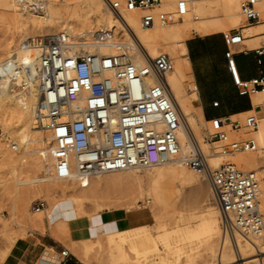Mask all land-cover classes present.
I'll return each instance as SVG.
<instances>
[{
	"label": "bare ground",
	"instance_id": "obj_1",
	"mask_svg": "<svg viewBox=\"0 0 264 264\" xmlns=\"http://www.w3.org/2000/svg\"><path fill=\"white\" fill-rule=\"evenodd\" d=\"M110 1L122 3V0ZM177 1L179 0H162L160 5L154 7L155 11L167 12L166 23L143 28L140 25L141 13L138 10L127 11L121 6L119 17L110 10L109 0H22L21 2L0 0V23L19 33L18 37L9 44H0V64L4 61L7 63L5 71L1 70L0 75V123L2 124L0 136L11 139L9 143H3L0 139V190L6 191L12 185L15 187L12 190L14 196L19 198L22 205H27L29 200L27 191L22 192L19 187L24 184H36L32 192L41 194L46 188L43 186L44 182H61L63 189L70 195L61 206L64 217L60 218L58 228L61 232L69 231L72 243L76 244L75 249L78 251L76 254L84 261L93 256L95 248L102 247L100 236L103 235L107 238L104 246L106 264H142L138 258L135 260L128 256L125 246L129 239L125 231L140 230L154 221L162 232L158 241L169 249L173 248L186 254L184 258L174 260L165 255L162 257L163 264H233L237 260H241L244 264H263L262 239L246 237L240 233H235L234 237L223 234L219 210L216 204L210 201L213 197L207 181L209 194L201 204V210L196 212L194 208L185 212L176 209L169 211V206L158 189V177L162 174L163 166H169L167 173L178 184L184 186L199 182L201 174L191 167L187 170L185 165L179 163V158L182 156H192L201 151L205 154L209 165L216 166L226 156L237 153L238 157L234 158L233 162L235 160L237 164L246 165V172H256L257 182H261L257 183L258 195L264 202V174L257 167L258 155L264 153V90L256 91L250 88L253 104L263 108L262 115L260 112L261 116L258 117L257 129L250 134L234 135L235 142L231 141V144L228 141L233 135L226 137L223 143L217 140L214 142L218 143L216 150L210 152L203 137V124L216 123L224 119L205 121L200 107L194 104L197 95L185 45L186 37L192 29L203 34H213L238 26L242 21L239 12L240 0H183L187 7V12L183 15L176 13ZM218 6L222 8L223 16L231 20L229 25L223 23L219 16L212 15L213 9ZM257 7L259 12L264 14V0H258ZM100 29L110 31V36L105 42L94 38L95 32ZM61 32L79 38V43L73 50L99 52L102 55L122 54L140 62L144 61L145 56L152 59L167 56L170 59L171 67L162 75L180 112L182 124L178 130L180 147L167 161L148 166H133L126 170L95 173L83 178H78L75 172L65 180L55 177L54 160L49 153L53 130L47 127L46 107L38 87L40 76L38 68L42 38ZM241 34L242 44L247 43L248 48L264 43V20L258 24L242 27ZM104 76L110 78L112 74L107 71ZM185 82L188 83L187 90L184 86ZM70 106L81 108L83 101L78 99ZM254 112L250 110L236 116H245ZM241 138L244 140L251 138L254 149L240 151L237 147L230 151L227 142L237 146L243 141H240ZM8 147L14 148V152L9 151ZM139 169L147 172L145 180L138 177ZM27 172L34 173V176L29 177ZM36 172L42 174L35 176ZM125 172L128 173L126 177L135 183L129 192L130 195L132 197L138 195L132 198L133 202L125 208L106 210V217L110 220L119 218L122 223L120 227L111 228L112 230L87 227V223H97L100 217L102 218L101 214L105 213L103 211L90 213L86 209L87 204L94 205L93 212H95L105 200L110 198L91 189L92 176L98 178L101 174L120 175ZM10 179L15 180L16 184ZM101 181L99 180L100 183ZM142 181L147 183L145 192L147 205H139L136 201L137 197L142 196L143 190L139 189ZM54 204L55 199L50 197L48 208H43L41 211H48L51 217H54L52 213ZM125 213L132 216L131 226L123 219ZM187 213L195 214L185 217ZM39 225H42V221ZM88 231L93 234H89ZM218 232H220L219 240L215 238ZM184 245L191 249L182 251ZM129 249L136 251L134 247ZM155 249L158 250V247ZM99 264L104 263L100 261Z\"/></svg>",
	"mask_w": 264,
	"mask_h": 264
},
{
	"label": "built area",
	"instance_id": "obj_2",
	"mask_svg": "<svg viewBox=\"0 0 264 264\" xmlns=\"http://www.w3.org/2000/svg\"><path fill=\"white\" fill-rule=\"evenodd\" d=\"M257 2H240V12L247 25L261 22ZM161 3L162 0H122V3L109 0L108 5L119 17L121 6L127 11L138 10L140 25L150 28L168 20L166 12L154 10ZM175 10L178 15L185 14V2L177 1ZM109 36L110 31L105 29L94 34L101 42ZM222 37L227 48L224 54L227 68L238 94L248 95L250 88L264 90L263 78L238 80L234 48L243 45L240 28L222 33ZM78 43L79 38L61 32L44 36L40 47L38 87L46 107L47 127L53 130L49 153L54 160L55 177L65 180L75 172L78 178H83L167 161L180 147L178 130L182 124L162 75L171 67L170 59L145 56L140 62L122 54L73 50ZM256 52L263 54L264 48ZM6 65L5 61L0 64V75ZM107 71L112 74L110 78L104 76ZM78 99L83 101V106L71 107ZM216 105L214 102L213 106ZM224 120L232 130L241 126L230 117ZM243 126L247 130L257 129V116L246 115ZM226 137L224 132H217L210 135L209 140L225 141ZM241 147L254 149L251 139L242 142ZM179 163L202 174L209 183L224 235L234 237L235 233H240L264 241V220L257 206L254 172L242 171L232 163L212 168L201 151L182 156ZM43 208L44 203L39 201L31 209L40 212ZM60 254L69 255L65 249ZM233 264L244 263L237 260Z\"/></svg>",
	"mask_w": 264,
	"mask_h": 264
},
{
	"label": "rangeland",
	"instance_id": "obj_3",
	"mask_svg": "<svg viewBox=\"0 0 264 264\" xmlns=\"http://www.w3.org/2000/svg\"><path fill=\"white\" fill-rule=\"evenodd\" d=\"M262 14L263 13H260L261 21L264 20L263 18L264 14L263 15ZM212 15L219 16L221 21L225 23L226 25L230 24L231 20L223 16V10L220 6L215 7L213 9ZM241 18H242V21L238 26L231 27V29L228 28L227 30H223L221 32L227 33L230 30L237 29V28L242 29V27L247 26V22L242 14H241ZM10 29L12 28H8L7 26L3 25V23H0V44L1 43L9 44L11 41L15 40L18 37L19 33L16 30H13V29L10 30ZM197 34H203V33L197 32L193 29L190 30L186 37V40L187 38H189V36L192 37ZM247 45H248L247 43H244L241 46H236L234 49L239 50V49H242L243 47L248 48ZM184 86H185V89L187 90L188 83L185 82ZM262 109L263 108H261V110ZM261 110L255 111L253 113L257 116V121L259 119L258 117L262 115ZM260 112H261V115H260ZM245 116L231 117L232 121L238 120L241 125L240 128L237 130H232L230 127V124H228L224 120H219L216 123L211 122V123L203 124L202 132H204L203 134L205 136L203 135V137L205 138V142L208 144V150L210 152H214L216 150L218 143H214V142L217 141L218 139L212 138L211 140H209V136L217 132H224L225 134H227V138H229L230 135H233V137L229 138L228 142L230 144L232 143L231 141L235 142L234 135H246V134H250V132L252 133L253 130H247L243 126V120ZM1 125L2 124L0 123V131L2 134ZM206 130H207V133H206ZM206 136H207V140H206ZM248 138L246 140H249ZM0 139H1V142L3 143L11 142L10 137L9 139L7 138L5 139L1 135ZM246 140H244V138L240 139V141L242 142ZM221 142L223 143L224 141H221ZM228 142H227V145H228L227 147L230 149V151L237 149V147L239 148L240 151L243 149L241 147L242 142H240L237 146H232L228 144ZM4 145L6 146V144ZM7 149L9 151L11 150V152L12 151L14 152V150H12L10 147H8ZM36 156H38V154ZM236 157H238V154L232 153L226 156L218 165L216 166L211 165V167L216 168L220 166L221 164L232 163L238 169L242 171H247L246 170L247 167L243 163L237 164L235 163V160L233 162V159ZM257 161H258L257 167L260 170H262V173L264 174V153H261V155H258ZM168 167L169 166H163L161 168L162 174L159 175L158 177V180H159L158 189L163 194L165 202L167 206H169V211H172L173 209L179 210L182 208V205L183 207H185L186 205L191 204L193 200L191 197H189V194H186L180 199L177 205V199L181 193V190L185 186H188V185L183 186L181 184L176 183L175 180H173V178L170 177V175L167 173ZM186 169L188 170L191 168L186 166ZM27 173L29 174L28 175L29 177H32V175L34 176V173L33 174H31L30 172H27ZM41 174H39V172H36L35 176L36 175L39 176ZM127 175H128L127 172L122 173L120 175L119 174L118 175L116 174L102 175L101 174V176L98 177L100 178L99 180H102L101 183L99 182V180H97L98 179L97 176L96 178L95 176H92L93 184L91 186V189H93V191H95L96 193H101V194L103 193L104 195H108L110 198L105 200L104 204L99 209H97V211L95 212H93L94 205H92L91 203L87 204L86 206L87 211L90 213L96 214V213H101V211L107 212L108 210H111V209L115 210L118 208H125L127 207L128 204H131L133 202L132 198L136 197L138 194H135L133 197L130 195L129 192L132 190L133 184L135 183H133L134 182L133 180L130 181V179L126 177ZM22 177L24 178V176ZM138 177L145 180V178L147 177V172L143 169H139ZM203 178L204 177L201 174V178L199 177V182L202 183V185L204 186V187L203 186L201 187V189L203 190V196H204L205 191L203 188L207 186V182ZM10 181L11 182L14 181V183L16 184L15 180L10 179ZM96 181L97 183H95ZM257 183L260 184L261 182L258 181ZM10 186L9 187L7 186L8 190L6 191L0 190V264H10V262L8 263L7 259L10 258L11 249L14 245L13 243L16 242L15 240L19 238H23V239L27 238L29 234H33V233L49 235L55 242L59 243L61 246H63L65 250L68 251V253L70 254L69 256L75 257L78 260H81L87 264H99L100 261L106 264L105 262L106 250L104 249V246L106 244L107 238L105 236L103 235L100 236V244L102 247L94 249V253L92 254L94 257L92 256L86 261H84L82 260V258L78 256V254H76V251H77L75 249L76 244L72 243L70 239L69 231L66 230L64 232L63 231L61 232V229L58 228V224L60 223L59 221H61L60 218L62 219L64 217V212L61 209V206L63 205L65 200L68 199V196L70 195L68 192H66L63 189V185L61 182H53V181L44 182L43 186L44 187L46 186V188L44 192H41V194L32 192L33 191L32 189L36 186V184H30V185L24 184L22 186L20 185L21 187L19 188L23 190L22 192L27 191V194L29 197L27 205H24V204L22 205L21 202H19L20 201L19 198L17 196H14V192L12 191L15 187H13L12 185ZM95 187L97 189H95ZM139 189L143 190L142 196L140 198L137 197L136 201H138L137 203L139 205H142V204L147 205L148 203H146V196H145V192L147 190V183L145 181L144 182L142 181L141 188ZM199 191H200V186L197 187L193 191V193L196 194ZM47 196L48 198H46ZM49 196L55 199V204L52 210L54 217H51L49 212L45 210L41 212L32 211L31 209L32 205L39 201H42L44 203V208H48L49 206L48 199L50 198ZM258 197H259L258 198L259 209H260V212L263 214V220H264V202H262L263 200L260 198L261 197L260 195H258ZM210 201L214 203L212 198ZM200 208H201V205L194 208L195 209L194 212L200 211L201 210ZM194 214L195 213H187L185 214V217L194 216ZM40 221H42V225H39ZM125 234L128 236V239H129L128 243L125 246L126 247L125 249L128 251V254H129L128 256L135 260L138 258V260L141 261L142 264H163L162 257H164L165 255L171 260H174L176 258L181 259V258H184V256H186V254L181 253V251L174 250L173 248L169 249L167 246H163L164 244H162V242L158 241L159 237L162 235V232H160V229L156 226L154 221H152L150 224H148L146 227L140 230H131V229L127 230L125 231ZM98 235L99 233H97L96 236ZM215 238L219 240L220 232L217 233ZM129 247H134L136 251L134 252L133 250H130ZM156 247H158V250L155 249ZM183 247L184 248L182 249V251H187L191 249L187 245H184ZM50 252L54 253L52 251Z\"/></svg>",
	"mask_w": 264,
	"mask_h": 264
},
{
	"label": "crops",
	"instance_id": "obj_4",
	"mask_svg": "<svg viewBox=\"0 0 264 264\" xmlns=\"http://www.w3.org/2000/svg\"><path fill=\"white\" fill-rule=\"evenodd\" d=\"M222 33L189 36L185 43L190 61L191 76L197 95L194 104L200 107L205 121L234 117L250 110H261V106L253 104L251 92L244 96L238 94V87L235 85L227 68V61L224 55L227 48L224 44ZM262 48H264L263 42L254 48L243 47L239 50L234 49L239 81H249L255 78L264 79V53L258 54L256 52L257 49ZM214 102L217 103L216 106H213ZM199 186L200 191L196 194L193 193ZM202 186V183L196 182L185 186L181 190L177 205L186 194H189L193 201L185 207L182 205L179 210H192L205 201L207 194H209V187L207 184L203 188L205 191L203 196ZM101 216L102 218L100 217L97 223H87V227L112 230L113 228H119L122 224L118 220L119 218L115 219L116 223L115 220H110L106 217V212L101 214ZM123 219H125L127 225L131 226L133 224L131 214L125 213ZM84 225L86 226V224ZM88 233L93 234L90 231ZM15 241L11 249L10 258L7 259L10 264H87L69 256V253L66 257L61 256L60 253L64 250L63 246L55 242L49 235L33 233L29 234L27 238H19Z\"/></svg>",
	"mask_w": 264,
	"mask_h": 264
}]
</instances>
